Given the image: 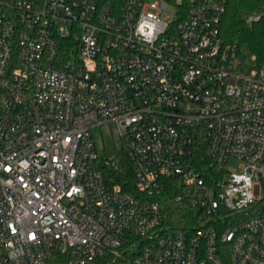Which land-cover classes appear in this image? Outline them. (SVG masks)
<instances>
[{"label":"built area","instance_id":"1","mask_svg":"<svg viewBox=\"0 0 264 264\" xmlns=\"http://www.w3.org/2000/svg\"><path fill=\"white\" fill-rule=\"evenodd\" d=\"M223 5L0 0V264H264V67Z\"/></svg>","mask_w":264,"mask_h":264},{"label":"trees","instance_id":"2","mask_svg":"<svg viewBox=\"0 0 264 264\" xmlns=\"http://www.w3.org/2000/svg\"><path fill=\"white\" fill-rule=\"evenodd\" d=\"M246 15L253 19L246 21ZM219 34L239 50L245 46L249 55L254 56L257 66L264 67V0H224L219 18ZM121 164L120 171L111 172L112 182L120 185L124 191L134 193L132 169L124 157L121 158ZM171 209L176 218L189 216L187 211L176 207Z\"/></svg>","mask_w":264,"mask_h":264},{"label":"rangeland","instance_id":"3","mask_svg":"<svg viewBox=\"0 0 264 264\" xmlns=\"http://www.w3.org/2000/svg\"><path fill=\"white\" fill-rule=\"evenodd\" d=\"M246 21L253 19L252 16L246 15ZM241 57L244 61V71L249 74L257 69L256 61L249 55V52L245 46L241 49ZM92 140L95 145L97 153L101 155L111 154L115 150L120 148L119 140L117 139L116 129L114 125H104L102 127L95 128L91 131ZM237 162H232L231 167L234 168Z\"/></svg>","mask_w":264,"mask_h":264}]
</instances>
